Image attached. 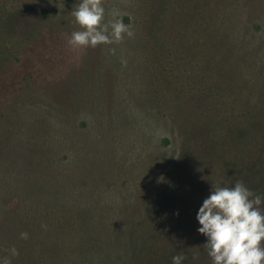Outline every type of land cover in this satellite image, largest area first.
<instances>
[{"label": "rangeland", "instance_id": "rangeland-1", "mask_svg": "<svg viewBox=\"0 0 264 264\" xmlns=\"http://www.w3.org/2000/svg\"><path fill=\"white\" fill-rule=\"evenodd\" d=\"M79 3L0 0V257L212 264V185L264 196V0H103L133 37L74 49Z\"/></svg>", "mask_w": 264, "mask_h": 264}, {"label": "clouds", "instance_id": "clouds-1", "mask_svg": "<svg viewBox=\"0 0 264 264\" xmlns=\"http://www.w3.org/2000/svg\"><path fill=\"white\" fill-rule=\"evenodd\" d=\"M74 23L82 30L71 33L67 41L71 48H95L99 44H119L133 37L119 10L105 20L103 0H80L71 11ZM115 51V49H110ZM264 196L254 193L242 181L211 188L196 213L198 233L206 237L204 247L212 264H264ZM27 239L28 233H20ZM10 256L0 257V264H12L19 255L15 247ZM183 253L171 258L172 264H183Z\"/></svg>", "mask_w": 264, "mask_h": 264}]
</instances>
